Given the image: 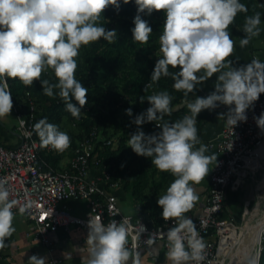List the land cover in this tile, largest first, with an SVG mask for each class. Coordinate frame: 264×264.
<instances>
[{
	"label": "clouds",
	"instance_id": "1",
	"mask_svg": "<svg viewBox=\"0 0 264 264\" xmlns=\"http://www.w3.org/2000/svg\"><path fill=\"white\" fill-rule=\"evenodd\" d=\"M122 2L128 4L130 0ZM120 3L121 0H0V119L9 116L13 108L10 79L19 80L26 87L40 81L44 95L59 96L65 110L79 119L81 109L88 103V88L76 78L79 50L101 39L115 42L117 31L107 30L99 21L109 6L119 10ZM135 4L132 40L140 44H147L153 31L141 14L164 12L166 19L159 37L162 56L155 63L150 80L155 83L162 76L171 77L173 88L183 91L191 114L169 123L164 117L173 111V97L167 91L149 95L146 99L150 107L133 120L138 127L129 136L128 144L138 156L151 158L157 170L175 178L157 201L162 218L175 221L163 233L168 242L167 261L201 264L206 244L185 213L198 200L194 185L209 175V165L217 161V156L206 155L208 149L200 142L196 119L202 110L225 105L229 106L228 111L218 114L219 120L224 119L232 129L238 122H246V110L264 93V62L253 58L246 65L234 67L229 60L235 41L228 29L238 13L248 12L240 0H135ZM260 25V12L245 17L242 30L246 37L240 39L241 48L260 35ZM49 69L55 82L41 79ZM214 74L215 90L189 102L188 95ZM140 99L143 102L145 97ZM125 111L132 115L131 108ZM254 119L264 131V112ZM148 122H155L161 131L145 134L139 126ZM33 127L43 147L50 146L61 153L70 147V136L49 123L47 117ZM10 195L6 182L0 180V249L7 246L6 240L16 231L13 209L24 215L31 206L30 202L10 199ZM88 228L86 247L79 250L81 264H128L130 260L131 264H141L140 253L128 247L126 222L112 220L105 225L96 217L89 219ZM64 255L71 260V253ZM27 264L48 261L46 257L32 255Z\"/></svg>",
	"mask_w": 264,
	"mask_h": 264
},
{
	"label": "trees",
	"instance_id": "2",
	"mask_svg": "<svg viewBox=\"0 0 264 264\" xmlns=\"http://www.w3.org/2000/svg\"><path fill=\"white\" fill-rule=\"evenodd\" d=\"M240 2L248 7V12L238 13L234 23L230 25L228 31L233 40L243 31L245 17L255 12L261 13V33L264 27V7H262L264 0H240ZM136 14L135 0H130L128 4H123L121 0L119 10L109 6L102 14L99 23L107 30L117 31L115 42L109 43L101 39L88 46H82L79 50L76 78L88 88V103L81 109L79 119L72 117L65 110V104L59 96L44 95L40 81H34L31 87L24 86L19 80L10 79L8 84L13 105L20 115L27 116L30 113V100L33 99L36 106V121L47 117L49 123L56 124L61 131H65L70 136V147L58 156L48 153L47 147L42 146V157L56 169H59L63 158L66 155L73 156L79 142L93 132L106 140L114 141L115 145H106L100 153L104 169L112 173L116 180L121 181L124 191L138 205L139 215L148 225L156 226L163 220L162 208L157 201L175 178L170 173L157 170L152 165L151 158L138 156L129 147V136L136 132L138 127L133 120L150 107L147 96L161 91H167L173 97L171 102L173 111L171 115L164 117L165 121L174 123L191 113L185 105L183 91H176L173 88L174 81L171 77L162 76L155 83L150 80L155 63L162 56L159 37L162 35L166 19L164 12L141 14L142 19L148 21L153 30L147 44L132 40L131 29L134 27L133 20ZM229 60L232 64L238 63L237 56L233 55ZM261 62H264V59H261ZM170 71H178V69L170 68ZM41 79L55 82L51 69L43 73ZM204 82L197 85L194 92L188 95L189 102L194 101L196 96L203 97ZM141 97H145L143 102ZM260 97H264V93ZM73 103H76L75 100ZM128 108L132 109L131 116L126 114L125 110ZM205 121L206 117L202 110L196 119L198 133L203 129ZM139 127L145 134L161 131L155 122H148ZM239 199V191L232 192L231 189L228 191L223 217L228 218L230 211L239 204ZM193 212L192 208L185 213V216H192ZM260 264H264V242Z\"/></svg>",
	"mask_w": 264,
	"mask_h": 264
},
{
	"label": "built area",
	"instance_id": "3",
	"mask_svg": "<svg viewBox=\"0 0 264 264\" xmlns=\"http://www.w3.org/2000/svg\"><path fill=\"white\" fill-rule=\"evenodd\" d=\"M30 106L27 116L20 115L14 107L21 141L16 146L0 145V180L9 187L10 199L30 202L31 206L23 216L28 222V236L32 241L51 248V234L71 229L89 231V219L99 217L105 225L112 220L127 223L130 249L135 248L140 253L160 242L167 251L168 242L163 233L175 221L163 219L160 224L149 226L142 216L128 215L121 210L116 190L122 183L104 169L100 159L105 146L115 145L114 141L93 132L79 142L68 166L56 169L42 157V145L33 127L37 123L33 99ZM262 112L264 97H259L246 110V122H238L233 129L226 125L217 146L219 159L211 169L203 213L192 220L206 244L205 259L201 264L221 263L223 238L236 228L234 220L223 217L228 191L246 184L247 179L259 171L256 163L264 147V131L257 127L254 117ZM47 151L55 156L61 153L50 146ZM71 200L87 201L89 210L83 216L72 214L65 205ZM13 211L19 213L17 208ZM260 249L263 250V240ZM52 264H62V260L52 258Z\"/></svg>",
	"mask_w": 264,
	"mask_h": 264
},
{
	"label": "crops",
	"instance_id": "4",
	"mask_svg": "<svg viewBox=\"0 0 264 264\" xmlns=\"http://www.w3.org/2000/svg\"><path fill=\"white\" fill-rule=\"evenodd\" d=\"M249 58H241L238 56V67L250 63ZM217 79V75L214 74L211 78L204 82L202 85L203 97H206L212 93L214 89V83ZM206 121L203 129L198 133L200 142L207 146L208 151L206 155H216L219 159V153L217 146L222 139L223 132L226 128V122L224 119L219 120L218 114L226 113L227 106L220 105L214 110H203ZM18 118L16 110L13 106L9 116L0 119V145L16 146L20 143L21 138L17 129ZM197 148L199 145L196 146ZM217 162V161H216ZM213 161L209 165V175L199 185H194L198 200L194 203L193 215L189 216L191 220H195L203 213V208L206 203L209 179L211 169L216 163ZM69 160H62L59 165V170L68 166ZM122 189V190H121ZM119 198V205L123 213L137 216L140 214L138 205L133 201V210L125 207L121 204L126 199L125 195H128L123 187L116 190ZM130 197V196H128ZM133 200V199H132ZM70 208V212L77 216H83L89 210V203L87 201H75L71 200L65 203ZM14 227L16 231L13 235L6 240V247L0 249V264H27L28 258L32 255H38L46 257L48 264H52V258H58L62 260V264H81L80 249L86 247L85 238L88 236V230L71 229L69 232L65 230H59L56 233L50 235L52 247H47L42 244L32 241L28 236L29 225L26 218L19 213H16L14 219ZM51 249L53 251H51ZM166 249L162 243L155 242L148 249H142L140 251L141 264H170L166 259ZM65 253H71V260L65 259ZM131 264V260L128 262Z\"/></svg>",
	"mask_w": 264,
	"mask_h": 264
},
{
	"label": "rangeland",
	"instance_id": "5",
	"mask_svg": "<svg viewBox=\"0 0 264 264\" xmlns=\"http://www.w3.org/2000/svg\"><path fill=\"white\" fill-rule=\"evenodd\" d=\"M245 37H246V34L243 31H241L239 34V37L234 39L235 51L233 55L237 57L239 56L240 59L244 57L249 58L250 60H252L253 58H258L260 61L261 59H264V27H263L262 33L258 37L253 38L246 47L241 48L240 39H243ZM233 66L238 67V65L234 63H233ZM115 140L117 141V139ZM263 156H264V147L260 151L259 164H258L259 171H257V173L253 174L249 179H247L246 184L242 185L239 188L231 189L232 192L234 191L240 192L239 204L233 209V211L230 209L231 211L228 214V218L235 221V226L238 229L235 233V236H238V238L240 237V235H242V228L246 227V225L249 223H254L255 217L252 215H254L258 206L261 205L262 207H264V196L261 194V191L259 190L261 189V186H262V184L260 183L262 182L264 178V158ZM63 160L68 161L70 160V157L66 155L63 158ZM125 196H126V199L122 201L121 204L133 210V200L131 196L130 195H125ZM231 233L232 232H229L228 236H231L232 235ZM262 235H261L259 246L257 248V252L259 251V247H260V244L262 243V240L264 242V235L263 237ZM254 258H255L254 255L250 257V263H253L255 261ZM230 259H231L230 257L226 258V264H230L231 262Z\"/></svg>",
	"mask_w": 264,
	"mask_h": 264
},
{
	"label": "bare ground",
	"instance_id": "6",
	"mask_svg": "<svg viewBox=\"0 0 264 264\" xmlns=\"http://www.w3.org/2000/svg\"><path fill=\"white\" fill-rule=\"evenodd\" d=\"M258 164L259 159L256 163L257 169L259 167ZM260 184H262V190H259L264 196V178ZM252 216L255 217L254 223H249L246 225V227L242 228V235H240L239 238L238 236H235V233L238 230L237 228L231 229V236L223 238L222 245L220 247V256L222 258L220 264H226L227 257H230L232 259H230V264H256L258 255L257 248L259 246L262 233L264 235V207L259 205L254 215ZM253 255L255 257V261L253 263H250V257H252Z\"/></svg>",
	"mask_w": 264,
	"mask_h": 264
},
{
	"label": "water",
	"instance_id": "7",
	"mask_svg": "<svg viewBox=\"0 0 264 264\" xmlns=\"http://www.w3.org/2000/svg\"><path fill=\"white\" fill-rule=\"evenodd\" d=\"M261 257H262V251L259 247V251H258V255H257V259H256V264H260L261 262ZM232 260V259H231Z\"/></svg>",
	"mask_w": 264,
	"mask_h": 264
}]
</instances>
